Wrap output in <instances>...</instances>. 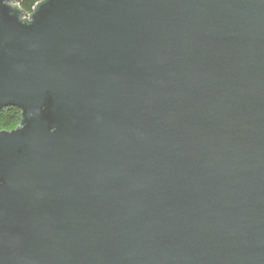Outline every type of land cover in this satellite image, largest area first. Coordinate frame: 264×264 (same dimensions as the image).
I'll list each match as a JSON object with an SVG mask.
<instances>
[{"label": "water", "instance_id": "1", "mask_svg": "<svg viewBox=\"0 0 264 264\" xmlns=\"http://www.w3.org/2000/svg\"><path fill=\"white\" fill-rule=\"evenodd\" d=\"M0 0V264H264V0Z\"/></svg>", "mask_w": 264, "mask_h": 264}, {"label": "trees", "instance_id": "2", "mask_svg": "<svg viewBox=\"0 0 264 264\" xmlns=\"http://www.w3.org/2000/svg\"><path fill=\"white\" fill-rule=\"evenodd\" d=\"M42 0H19L20 10L25 13L26 16L30 15L33 8L37 3ZM20 122V111L16 108H5L0 112V132L12 131Z\"/></svg>", "mask_w": 264, "mask_h": 264}]
</instances>
